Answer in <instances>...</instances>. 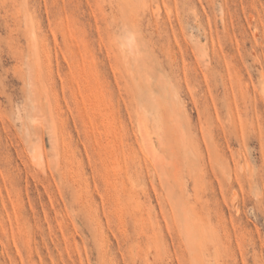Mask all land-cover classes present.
<instances>
[{"label": "rangeland", "instance_id": "obj_1", "mask_svg": "<svg viewBox=\"0 0 264 264\" xmlns=\"http://www.w3.org/2000/svg\"><path fill=\"white\" fill-rule=\"evenodd\" d=\"M0 264H264V0H0Z\"/></svg>", "mask_w": 264, "mask_h": 264}, {"label": "bare ground", "instance_id": "obj_2", "mask_svg": "<svg viewBox=\"0 0 264 264\" xmlns=\"http://www.w3.org/2000/svg\"><path fill=\"white\" fill-rule=\"evenodd\" d=\"M257 32H258V31H257ZM145 147H146L147 152H149V151H148L149 148L147 149V146H145ZM36 153H38V152H36ZM149 153H150V152H149ZM34 154H35V153H34ZM38 154H39V153H38ZM34 156H35V155H34ZM36 156H37V154H36ZM36 158H37V157H36Z\"/></svg>", "mask_w": 264, "mask_h": 264}]
</instances>
